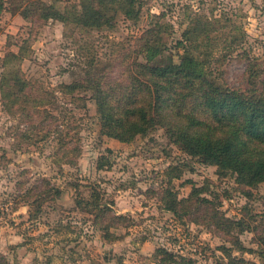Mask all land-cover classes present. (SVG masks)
I'll list each match as a JSON object with an SVG mask.
<instances>
[{
    "label": "rangeland",
    "instance_id": "374dc122",
    "mask_svg": "<svg viewBox=\"0 0 264 264\" xmlns=\"http://www.w3.org/2000/svg\"><path fill=\"white\" fill-rule=\"evenodd\" d=\"M20 1L6 0L0 11V73L2 59L16 53L27 39L20 67L35 83L55 87L79 80L93 53L102 65L111 63V77H117L125 55L137 48L135 40L144 30L161 23L160 36L167 47L161 56L175 54L181 52L175 46L182 30L200 15L231 24L211 34L216 36L213 64L225 82L243 88L249 81L264 88V0H142L136 20L118 16L112 29L77 31L71 37L63 35L71 26L42 20L37 8L24 19L19 14ZM43 1L62 11L78 0ZM74 40L90 46L81 48ZM133 56L127 59L132 61ZM139 60L144 61L141 56ZM1 88L0 255L7 264H159L162 248L174 260L162 264H244L242 260L264 264V183L248 187L231 174L218 175L216 166L173 145L162 128L130 142L101 135L89 92L82 93L85 100L59 95L53 111L58 123L68 125L60 128L63 135L67 132L69 146L79 150L74 164L67 165L53 155V138L37 145L18 138L14 129L18 120L2 106ZM100 156L106 157L109 167H96ZM172 166L177 169L171 168L168 181ZM41 178L50 180L61 193L54 200L45 196L35 212L34 200L44 195L31 187L40 186ZM166 187L177 200L192 197L193 187L202 189L198 196L213 201L224 218L241 221L244 229L221 231L214 219L212 225L204 224V204L178 218L161 203ZM92 190L116 214L130 216V225L113 228L108 220L94 217L91 205L85 203ZM187 208L185 204L180 209ZM103 225L109 226L110 235Z\"/></svg>",
    "mask_w": 264,
    "mask_h": 264
},
{
    "label": "trees",
    "instance_id": "16d2710c",
    "mask_svg": "<svg viewBox=\"0 0 264 264\" xmlns=\"http://www.w3.org/2000/svg\"><path fill=\"white\" fill-rule=\"evenodd\" d=\"M5 3L6 0H0V11L5 9ZM142 3V0H78L61 11L43 0H21L19 14L27 19L28 14L37 8L38 17L42 20H57L64 26H71L70 32L63 34L71 37L77 31L89 34L93 30L112 29L118 16L136 20ZM222 21L200 15L191 18L176 42L175 49L180 47L181 52L176 50L175 54L169 52L163 56L161 54L167 50L160 36L163 27L156 23L135 40L137 48L125 55L129 58L133 53V59L124 60L117 77H111L112 64L102 65L99 60L95 61L97 56L93 53L92 59L84 66L85 76L55 87L35 83L25 76L20 62L26 58L28 46L27 39H23L16 53L9 52L2 59V106L17 118L18 126L14 129L18 138L28 140L32 145L53 138L56 143L53 155H59L63 163L73 165L79 150L69 146L65 139L67 132L63 135L60 128L68 125L58 123L53 111L57 108L59 95L71 101L85 100L82 93L89 92V99L96 106L101 135L130 142L136 136H145L162 128L173 145L200 162L216 166L218 175L231 174L239 184L255 187L264 183V88L249 81L243 88L229 86L222 73L218 72L219 68L213 64L216 62V36L211 34L231 26L230 22ZM73 42L78 44L79 41ZM140 56L144 61L139 60ZM157 58L158 62L151 65ZM106 164L110 166L106 157L100 156L96 167L102 169ZM171 168L177 169L169 167L168 181L172 178ZM180 172L179 169L175 177ZM40 181V186L35 184L31 187V190H39L37 193L44 195L34 200L35 212L40 210L45 196L54 200L61 193L50 180L41 178ZM201 190L193 187L192 197L177 200L172 190L166 187L161 203L165 210L178 218L204 204V224L212 225L214 219L218 230L227 229L230 233L232 227L239 231L244 229L241 221L224 218L213 201L198 196ZM80 202L81 199L76 200V204ZM85 203L91 205L94 217L108 220L113 228L128 227L132 221L130 216L116 214L106 202H100L96 190H92L90 200ZM185 204L188 208L181 210ZM193 222L199 223L197 220ZM103 227L110 235L109 226ZM235 243L239 245L238 239ZM158 252L162 254L159 264L174 261L167 250L162 248ZM0 264H7L2 255Z\"/></svg>",
    "mask_w": 264,
    "mask_h": 264
}]
</instances>
